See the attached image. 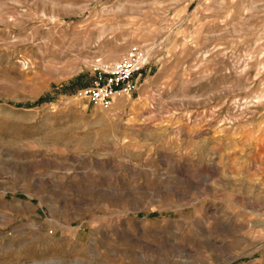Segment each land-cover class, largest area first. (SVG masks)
Segmentation results:
<instances>
[{"label": "rangeland", "instance_id": "1", "mask_svg": "<svg viewBox=\"0 0 264 264\" xmlns=\"http://www.w3.org/2000/svg\"><path fill=\"white\" fill-rule=\"evenodd\" d=\"M133 43L111 107L75 98ZM264 264V0H0V264Z\"/></svg>", "mask_w": 264, "mask_h": 264}, {"label": "built area", "instance_id": "2", "mask_svg": "<svg viewBox=\"0 0 264 264\" xmlns=\"http://www.w3.org/2000/svg\"><path fill=\"white\" fill-rule=\"evenodd\" d=\"M150 62L146 45L133 43L118 59L102 57L92 63L93 78L75 98H87L103 107H111L117 99L130 96L137 89L142 69Z\"/></svg>", "mask_w": 264, "mask_h": 264}, {"label": "bare ground", "instance_id": "3", "mask_svg": "<svg viewBox=\"0 0 264 264\" xmlns=\"http://www.w3.org/2000/svg\"><path fill=\"white\" fill-rule=\"evenodd\" d=\"M35 264H41V263H37V262H36Z\"/></svg>", "mask_w": 264, "mask_h": 264}]
</instances>
